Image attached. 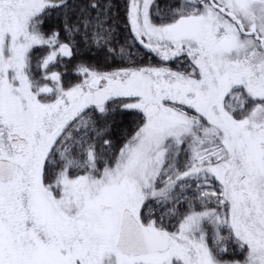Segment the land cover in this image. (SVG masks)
<instances>
[{
    "label": "snow or ice",
    "instance_id": "6c2138e0",
    "mask_svg": "<svg viewBox=\"0 0 264 264\" xmlns=\"http://www.w3.org/2000/svg\"><path fill=\"white\" fill-rule=\"evenodd\" d=\"M0 264H264V0H0Z\"/></svg>",
    "mask_w": 264,
    "mask_h": 264
}]
</instances>
